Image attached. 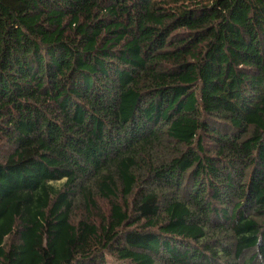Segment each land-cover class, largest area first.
I'll return each instance as SVG.
<instances>
[{
    "label": "trees",
    "instance_id": "obj_1",
    "mask_svg": "<svg viewBox=\"0 0 264 264\" xmlns=\"http://www.w3.org/2000/svg\"><path fill=\"white\" fill-rule=\"evenodd\" d=\"M264 264V0H0V264Z\"/></svg>",
    "mask_w": 264,
    "mask_h": 264
},
{
    "label": "rangeland",
    "instance_id": "obj_2",
    "mask_svg": "<svg viewBox=\"0 0 264 264\" xmlns=\"http://www.w3.org/2000/svg\"><path fill=\"white\" fill-rule=\"evenodd\" d=\"M111 264V263H110Z\"/></svg>",
    "mask_w": 264,
    "mask_h": 264
}]
</instances>
